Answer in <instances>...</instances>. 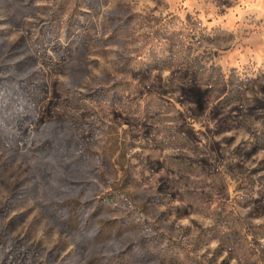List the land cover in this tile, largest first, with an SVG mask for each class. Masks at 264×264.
Masks as SVG:
<instances>
[{
	"label": "rangeland",
	"instance_id": "1",
	"mask_svg": "<svg viewBox=\"0 0 264 264\" xmlns=\"http://www.w3.org/2000/svg\"><path fill=\"white\" fill-rule=\"evenodd\" d=\"M0 264H264V0H0Z\"/></svg>",
	"mask_w": 264,
	"mask_h": 264
}]
</instances>
